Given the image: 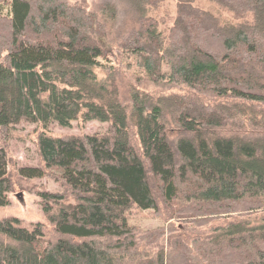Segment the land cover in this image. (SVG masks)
I'll list each match as a JSON object with an SVG mask.
<instances>
[{
  "label": "trees",
  "instance_id": "obj_1",
  "mask_svg": "<svg viewBox=\"0 0 264 264\" xmlns=\"http://www.w3.org/2000/svg\"><path fill=\"white\" fill-rule=\"evenodd\" d=\"M174 1L175 18L165 32L143 24L144 31L126 36L124 48L148 80L239 102L217 103L214 110L199 96L153 99L132 89L123 103L116 87L95 73L110 49L106 18L115 17L113 4L95 12L67 0H0L8 6L6 13L0 9V127L40 125L39 162L17 173L32 179L60 171L64 188L37 194L59 233L55 241L42 245L41 222L29 229L16 217L0 219V264H264V215H257L264 211V135L219 133L243 114L264 127L257 119L264 118L258 110L264 105V0H205L236 22L200 8L202 0ZM165 113L180 132L175 140L167 137ZM80 116L109 122L110 129L84 137L46 130L52 123L69 127ZM7 168L0 147V207L9 204ZM66 193L75 203H66ZM132 205L164 206L202 225L222 213L241 218L211 228L205 240L172 241L167 250L142 253L138 242H153L156 234L127 223Z\"/></svg>",
  "mask_w": 264,
  "mask_h": 264
},
{
  "label": "rangeland",
  "instance_id": "obj_2",
  "mask_svg": "<svg viewBox=\"0 0 264 264\" xmlns=\"http://www.w3.org/2000/svg\"><path fill=\"white\" fill-rule=\"evenodd\" d=\"M67 1L82 4L95 12L103 10L107 6V3L115 6V17L111 18L108 16L106 18L109 23L108 26H111L107 30L109 33L107 34V38L109 39L110 49L105 59L100 60L102 67L95 69V73L98 78H104L107 83L116 87L119 99L123 103L129 102L130 91L132 89H139L153 99L162 95L199 96L203 105H207L214 110L216 109L212 105L217 103L230 104L232 102H239V100H232V98L227 97L196 95L195 92L184 85H167L165 82L163 84L148 80L138 58L124 48V46H127V39H129L130 35L134 36V32L145 30L142 26L143 24H147L146 27L148 29L155 28L156 31L161 30L165 32L175 18L177 8L174 0H148L141 4L139 3L140 0ZM198 6L217 12L223 20L236 22L231 13L213 5V3L202 0ZM7 7L4 4L0 9H2L3 13H6ZM98 16L102 17L103 15L99 14ZM127 35L129 36L126 39ZM262 109L264 110V105L260 106L258 110L264 112ZM166 116L167 119L169 117L166 125L167 137L170 140H175L180 132L173 122V118L169 114H166ZM248 119L250 117L246 114L231 117L219 133L238 134L244 137L257 134L264 135V127H256ZM257 119L264 123V118L261 115H258ZM109 129V122H100L98 120L86 121L80 116L78 119L72 121L69 127H61L56 123H52L48 125L46 130L52 136L84 137L86 135L102 136L107 134ZM40 131V125L26 122H19L8 127H0V147L7 153V169L12 182L11 191L8 193L9 204L0 207V219L16 217L19 219L21 225L29 229L34 223L41 222L44 233L43 243H41L44 245L49 240L55 241L59 237V233L41 211L37 194L43 190L52 193L61 192L64 189L59 175L61 173H59L60 171L52 170L48 171L41 178L32 179L22 178L17 173L19 166L32 165L39 162L36 140ZM133 134L134 130L132 129L131 136L135 140ZM66 203H75L74 197L69 193H66ZM163 207L153 210L140 209L132 205L126 210L125 214L129 225L136 227L138 232L143 235L148 232H155L156 234L153 242L148 243L149 240L139 241L137 244L138 252L141 251L143 253L144 250H147L151 254H154L161 249L167 250L171 247L172 241L190 243L196 238L205 240L211 233V228L222 227L229 222H234L241 218L236 212L233 214L222 213L220 217L212 218L208 224L202 225L199 222H194L187 215L174 214ZM257 215H264V211ZM200 219L203 218L200 217Z\"/></svg>",
  "mask_w": 264,
  "mask_h": 264
}]
</instances>
